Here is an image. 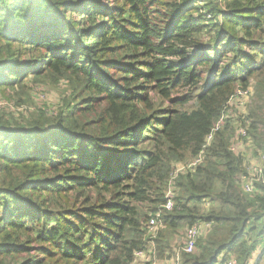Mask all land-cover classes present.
Segmentation results:
<instances>
[{"label": "trees", "instance_id": "16d2710c", "mask_svg": "<svg viewBox=\"0 0 264 264\" xmlns=\"http://www.w3.org/2000/svg\"><path fill=\"white\" fill-rule=\"evenodd\" d=\"M38 85L67 91L22 121L0 112V264H153L201 223L181 264L254 258L264 183L243 189L236 106L204 145L252 88L244 143L264 152V0H0V92L23 104ZM202 150L163 209L175 165Z\"/></svg>", "mask_w": 264, "mask_h": 264}, {"label": "built area", "instance_id": "2783aa9c", "mask_svg": "<svg viewBox=\"0 0 264 264\" xmlns=\"http://www.w3.org/2000/svg\"><path fill=\"white\" fill-rule=\"evenodd\" d=\"M253 94V89H239L234 96L230 99L228 106L226 107V111H224L219 119V121L213 126L211 132L206 137V145L204 148L210 144L213 140L215 133L219 131L224 123L227 121L231 112H233L232 106H236L239 111V115H244L243 122L240 118L235 120V133L234 140L232 143V150H236L237 152L241 149L244 150V139L248 137V125L249 122L246 121L245 114L247 113L248 104L251 102V97ZM230 106V107H229ZM237 115V114H235ZM204 150L196 156L195 158L188 160L186 162H179L175 165L172 173H171V183L169 189L166 193V203L162 206L165 210H171L174 207V195H175V187L174 181L175 179L183 172H188L194 170L199 163L203 161L204 158ZM249 169L251 173L249 177L243 178V189L246 192H252L255 189L256 182L264 183V152H260L256 158L248 159ZM211 226L210 223H201L195 224L189 227L186 231V235L183 241V245L177 249L174 253L173 258L176 264H181V253L187 252L192 253L196 248V244L200 235ZM163 227V220L161 217V210L156 212L155 216H152L148 225H147V235H148V243L146 245V250H139L136 252V263H144L151 259V254L155 248V240L158 236L159 230ZM259 256H263L264 258V243H262L254 258L250 260L248 264H256V259ZM218 264H239L236 257H228L227 259H220Z\"/></svg>", "mask_w": 264, "mask_h": 264}, {"label": "rangeland", "instance_id": "374dc122", "mask_svg": "<svg viewBox=\"0 0 264 264\" xmlns=\"http://www.w3.org/2000/svg\"><path fill=\"white\" fill-rule=\"evenodd\" d=\"M66 91V87L59 85H38L32 87L29 90V98H26V102L23 104H19V98H7L2 92H0V112L5 114L8 119L10 118L12 123H15L16 118L22 121V116H30V114L34 110L36 111L37 108L45 109L46 107L48 112L50 109H54L55 105L59 101V98H61V96L66 93ZM244 152L248 159L256 158L259 154V151L254 149L251 143H248L244 146ZM157 260V264H176L173 256L172 258L162 259L165 262L159 261L160 259H156V261ZM261 264H264V258L262 259Z\"/></svg>", "mask_w": 264, "mask_h": 264}, {"label": "crops", "instance_id": "0c3cea01", "mask_svg": "<svg viewBox=\"0 0 264 264\" xmlns=\"http://www.w3.org/2000/svg\"><path fill=\"white\" fill-rule=\"evenodd\" d=\"M159 261H161V262H165L164 260H159ZM157 262H158V260H157V261H155V263H154V264H157Z\"/></svg>", "mask_w": 264, "mask_h": 264}]
</instances>
